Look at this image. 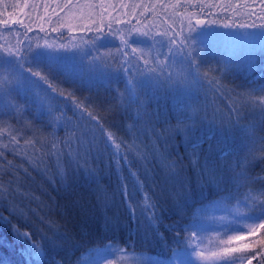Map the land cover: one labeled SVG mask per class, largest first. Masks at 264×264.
Segmentation results:
<instances>
[{"label":"snow or ice","instance_id":"1","mask_svg":"<svg viewBox=\"0 0 264 264\" xmlns=\"http://www.w3.org/2000/svg\"><path fill=\"white\" fill-rule=\"evenodd\" d=\"M53 2L56 6L49 12V5ZM41 3L44 15L39 17L40 32L45 31V18L51 22L59 9L66 15L57 16V26L51 27V32L55 33L59 28L72 31L74 25L71 21L80 20L87 23L77 26L76 31L99 35L73 45H52L47 40L43 44L20 40L15 44H0V122L7 125L9 133H15L6 142L0 137V147L23 161L16 165L7 160L2 167L13 173L16 181L21 178V169L30 176L31 167L54 186L58 178L59 184L66 190L70 189L78 174L83 173L88 179L97 181V200L107 207L113 198L107 196L104 186L98 183L100 164L104 163L105 170L114 166L120 180L119 191L132 223L141 227L146 223L145 233L150 231L158 242L166 246L167 237L160 231V224L164 219L161 210L168 205L176 219L166 226L167 231L173 234V242L194 258L190 264L196 261L253 264L257 257L260 258L259 264H264V202L255 206L254 210L258 212L255 217L249 212L241 213L239 208L226 210V216L235 214L237 219H258L259 223H251L247 232L236 231L228 235L215 251L198 250L194 246L195 239L202 223L223 221L225 216H209L201 206L199 214H193L188 219L192 208L190 201L202 196L207 184L224 192L230 187L236 190L250 187L256 179L247 173L249 163L255 159L251 148L243 157L225 167L208 153H203L202 158L200 144L193 139L192 132L204 122L218 127L222 134L225 130L231 132L242 125L246 115L257 112L264 120V85L252 83L242 87L225 84L224 80L235 68V63L228 59L215 64L207 63L203 56L205 42L210 35L235 34L247 39L256 32L264 34V0H151V6L145 0L134 4L128 0H119V3L113 0H63V4L60 0H32L31 3L29 0H15L11 5L14 11L8 13V19H0V25L10 30L9 20L17 14V10L23 13L24 8H39ZM157 7L165 14L170 10L171 22L164 21L167 28L153 36V16L144 13H155ZM119 8H131L132 17L139 15L143 19L136 20L135 24L132 17L122 21L121 16L128 17V12H120ZM137 9L143 11L138 13ZM2 15L3 12H0ZM27 15L31 18V11ZM122 23L131 25L127 32L130 39L120 36L122 46L114 52L100 51L97 41L117 37L121 29L114 25ZM12 24H23V20H12ZM24 26L27 28L24 35L27 36L32 28ZM60 38L63 39V35ZM83 44H89L90 50L85 51ZM145 44L148 45V52L141 50ZM129 48L132 55L127 50ZM73 49L76 51L73 52ZM138 50L140 54L136 56ZM255 54L256 51L247 50L246 60L250 65ZM84 59L87 63L79 73L62 74L58 71L68 60L82 62ZM85 75L90 87L97 79L110 84L123 75L124 87L121 89L113 85L115 94L111 99H96L91 95L81 97L77 95L80 91L77 84L84 83ZM66 83L72 86L65 87ZM208 90L229 95L232 103L227 111L217 109L211 116L208 115L207 106L199 102L200 95ZM162 92L175 100L176 110L174 123L164 118L161 130L155 127L160 117L150 109V103ZM21 93L30 96L31 102L20 103L17 98ZM178 96L183 97L182 102ZM33 105L34 115L43 114L42 119L46 121L44 127L49 131L25 118V112ZM117 117H122V121L118 122ZM13 119L16 124L8 122ZM58 128L63 130V136L55 131ZM244 134L254 143L253 125L244 126ZM180 137L187 148L186 157L176 154L172 147ZM260 139L264 140V137ZM4 157L5 152L0 151V158ZM136 164H139L138 168H134ZM124 167H127L133 181L131 191L127 177L123 175ZM156 169H159L158 176L153 174ZM191 171L196 174L195 187L191 186ZM8 183L9 187L0 193L4 199L19 192L18 187H13V176L9 177ZM146 183L151 184V191L145 188ZM137 192L142 194L139 200L134 199ZM238 203L252 211L255 201L248 193ZM49 207L51 212L57 211L54 204ZM60 212L63 216V209ZM0 222H6V218L0 217ZM49 227L53 229L52 234L44 236L49 250L62 249L65 244L71 250L73 245L89 239L84 234L87 230L82 231L80 240H75L66 225L50 221ZM61 227L65 229L63 232ZM104 227L112 231L119 224L105 216ZM12 230L17 239L29 242V231H20L15 225ZM234 242L238 243L234 245ZM103 247L110 254L125 252L113 241ZM26 251L30 257L38 258L44 248L32 241ZM56 264L62 262L57 261ZM106 264L113 262L108 260ZM135 264L149 262L136 258Z\"/></svg>","mask_w":264,"mask_h":264},{"label":"trees","instance_id":"2","mask_svg":"<svg viewBox=\"0 0 264 264\" xmlns=\"http://www.w3.org/2000/svg\"><path fill=\"white\" fill-rule=\"evenodd\" d=\"M15 0H0V12L3 15L0 19H8L4 17L8 12H13L11 5ZM63 0H60L62 3ZM5 4L7 9L5 10ZM38 8H26V12L31 11V18L23 24H13L15 26L13 32L15 37L12 41L6 37L8 34L5 26L0 25V44L7 45L9 43L15 44L17 40L30 42L32 44L41 43L45 39H53L54 42L59 44L67 43L69 45L82 44L83 41L90 40L93 36L99 35V33H80L79 31H57L55 33L50 31V26L46 23L45 27L48 30L44 32L39 31V25L41 21L40 16L44 15L43 11L38 13ZM18 12V11H17ZM21 16V15H20ZM20 16H13L9 20H20ZM3 17V18H2ZM17 17V18H16ZM24 25H28L32 28L31 32L27 33V28ZM4 28V29H3ZM104 31H107L105 26ZM19 33V35H18ZM63 35V39H61ZM120 36L102 38L97 41L100 46V51H115L118 46H122ZM124 39H128L123 36ZM72 38V40H71ZM238 36L235 41L230 38L227 42H218L216 44H205L203 56L207 63L215 64L217 61H223L225 59L231 60L235 63V68L224 80L225 84L239 85L242 87L250 86L252 83L256 85H264V41L260 42V38H252L250 40H241ZM238 40V41H237ZM84 50L89 51L90 45L83 44ZM256 51L253 63L250 65L246 60L247 50ZM129 54L132 55L131 49H127ZM73 52L76 50L73 49ZM140 53H136L138 56ZM71 55V53H70ZM87 60L82 62H76L73 60L66 61L58 71L60 73H79L82 71L84 64ZM60 78H63L62 76ZM88 76L85 75L84 83L77 84L80 91L77 95L84 97L91 95L96 99H111L115 94L114 87H124V77L120 76L119 79L112 81L110 84H106L103 80L97 79L93 82L91 87L87 83ZM65 87H71L70 84H65ZM20 103L31 102V97L21 93L18 96ZM178 99L183 100L182 96H178ZM199 102L207 106L208 115L219 109L221 111H227L229 105L232 103L227 93H215L211 90L206 91L200 95ZM150 109L153 110L157 116L160 117L156 121L155 127L161 128L165 122L164 118L174 123L175 115V100L171 98L168 93L162 92L158 94L155 100L150 103ZM35 106L29 108L25 112V118L31 120L35 125L42 127L44 131L50 129L45 128L46 121L42 119V113L34 115ZM7 120L8 118H4ZM118 122L122 121V117H117ZM9 123L16 124V121L9 120ZM253 125L254 143L244 134V126ZM19 127L20 125H16ZM0 129L3 130L0 133L3 141H7L11 134L8 132L7 125L0 122ZM57 134L63 136L62 129L55 130ZM28 135L24 136V139L28 138ZM193 139L198 141L202 153H208L213 155L217 161L227 167L234 160H237L245 155L252 149L255 159L251 160L247 167V173L250 177H256L255 181L247 188H241L236 190L234 187L226 188V191L220 192L214 188L211 184H207L202 196H196L192 203V208L189 210L188 219L193 214H199V209L203 206L206 214L209 216L228 217L229 221L237 219L235 214L231 217L226 216V210H232L239 208L241 213L249 212L251 216H257L258 212L255 211V206L264 202V140L260 137H264V120H262L260 114L254 113L246 115L243 118L242 125L233 129L231 132L225 130L223 134L218 127L213 126L207 122L202 123L199 127L193 129ZM177 143L173 144L175 153L186 157L187 148L183 141V138H178ZM23 145V140H21ZM0 151L5 152V157L0 158V193L9 187V177L13 176V187H18L19 192L9 199H4L0 196V217L6 218V222H0V264H56L57 261H61L62 264H88L93 249H99L107 244L109 241H113L114 245L124 248L126 254H147L156 257L158 260L165 261L166 263L171 260V256L174 253H182L190 256L181 247L173 242V234L167 231L166 226L173 223L176 217L169 211L168 205H165L161 210L163 216V223L160 224V231L167 237V245L164 246L157 241L155 236L149 231L145 233L147 224L143 227L139 224L134 225L130 219L128 209L124 206V198L119 191L120 180L117 175L116 169L112 166L110 169L105 170L103 162L100 164L101 172L98 179V183L106 189V195L112 197V202L107 206H103V202L97 200V181L88 179L83 173H79L77 179L72 182L70 189H65L59 184L58 178L55 186L43 175L35 169L29 167V176L20 170V180L16 181L13 173L2 167L7 160H12L14 164L18 165L23 163L19 156L14 155L7 149L0 147ZM185 163L188 164L187 158ZM25 167H28L25 164ZM139 164L134 165V168H138ZM188 168L191 169V165L188 164ZM154 176L159 175V169L154 171ZM123 175L127 177V184L129 191L132 189L133 181L128 173L127 167L123 168ZM191 186L195 187L196 174L191 171ZM143 173L141 172V179H143ZM207 180V177H204ZM145 188L149 191L152 190L151 184L146 183ZM250 193L254 199L252 211L244 204L238 203V201L244 200L246 194ZM53 198H55L53 200ZM142 198L140 192L136 193L134 199L139 200ZM55 205L57 211L55 213L50 211V205ZM63 209L64 215H61L60 210ZM23 211V214L21 212ZM107 216L110 220H113L119 224V227L112 231L107 230L104 227V217ZM43 218V219H42ZM55 221L57 224L66 225L67 230L70 233L71 238L75 240L81 239V233L83 230H87L84 234L89 237L86 241H81L79 245H73L69 250V245L65 244L62 249L49 250L47 242L44 240L45 234L51 235L53 229L49 227V222ZM220 223L221 221H206L201 225V231L205 226V223ZM16 226L20 231H29L31 233L30 240L26 243L23 238L17 239L12 230L13 226ZM222 229V228H221ZM65 229L61 227L60 231ZM35 241L40 243L44 248V252L40 257H30L27 253L29 243ZM99 246V247H98ZM121 253V252H120ZM116 255L118 252L115 253ZM260 258L257 257L253 260V264H259Z\"/></svg>","mask_w":264,"mask_h":264},{"label":"rangeland","instance_id":"3","mask_svg":"<svg viewBox=\"0 0 264 264\" xmlns=\"http://www.w3.org/2000/svg\"><path fill=\"white\" fill-rule=\"evenodd\" d=\"M29 2L31 3L32 0H29ZM114 3H119V0H113ZM129 3H139L140 0H128ZM145 2L149 3V5L151 6V0H145ZM233 2H235V0H233ZM63 4V2L61 3ZM21 6L23 7V5L21 4ZM55 2H53L52 4L49 5V12L51 10L52 7H55ZM18 11V10H17ZM38 13L40 11L44 12V6L43 3H41L40 7L38 8ZM87 11V10H85ZM109 11H111V9H109ZM118 11L120 12H128V17L125 16H121L122 21L123 20H127L129 17H132V9L131 8H119ZM143 9H137V12H142ZM11 12V11H10ZM8 12V13H10ZM8 13L4 16L8 18ZM21 15V16H20ZM66 13H61L59 11V9H57V15H53L51 22H49L47 20V18H45V20L43 21V25L45 30H48V28L45 27L46 23L51 27H55L57 26L56 21H57V16H65ZM113 15H115V13H113ZM144 15H152L153 16V20L151 21V23H153L155 26L152 29V35L155 36L157 33L163 31L164 29L167 28V24L164 23V21L168 20L169 23L171 22L169 20V16H170V10L168 14H165L163 11H161V9L159 7H157L156 12L155 13H150V12H146L144 13ZM15 16H20V20H23L24 23H26L30 18L27 15L26 12V8H24L23 13L17 12V14ZM3 18V17H2ZM17 18V17H16ZM212 18H216L215 16H213ZM143 17L136 15L135 17H132V23L135 24L136 20H142ZM16 20V19H15ZM68 22V21H65ZM71 23H73L74 27L73 30H75V28L77 26H83L84 23H87V21H80V20H75V21H71ZM11 26L9 27L10 30L6 29L8 34L6 35V37H8L12 43H13V37H15V33L13 32L15 25L12 24V22H10ZM107 25V20L105 21V26ZM138 27H143V25H137ZM114 27L121 29L120 33L127 37L128 39H130L127 35L128 29L131 27V25L122 23L121 25H114ZM4 29V28H3ZM59 31H69L67 28H59ZM219 31H224L223 29H219ZM135 35V34H134ZM238 37V35L235 34H224V33H217L215 35H210L205 44H216V43H222V42H227L228 39L230 38L232 41H235L236 38ZM242 38V37H240ZM239 38V39H240ZM252 38H260V42L264 41V34H261L259 32L253 33L249 38L245 39L242 38L241 40L247 41L250 40ZM0 39L3 38L0 37ZM146 39V38H145ZM47 40V42L49 44L52 45H57L59 44V42H54L52 41L53 39H45ZM44 40V41H45ZM72 40V38H71ZM44 41L42 42V44L44 43ZM238 41V40H237ZM135 46V45H134ZM141 50L143 52H148V45H142L141 46ZM138 53H140V50H138ZM163 59V57H161ZM255 217V216H253ZM229 221L228 217L225 218V220L221 221L220 223L216 224V223H205V226L203 227L202 231L199 232L197 238L195 239V245L198 250H204L206 252L208 251H215L217 250L219 247H221L222 245L220 244L221 240H226L228 235H233L235 234L236 231H244L247 232L248 231V226L255 222V223H259V220H242V219H235L232 220L228 223ZM223 225V226H221ZM222 228V229H221ZM238 243V242H234V245ZM92 258L91 257H87L89 259V263L88 264H106V262L108 260H111L113 262V264H135V259L139 258V259H143V260H147L149 262V264H190V260H193L194 258L192 256H187L185 255L184 252L182 253H174L171 256V260H169L168 263H166L165 261H161L158 260L156 257L152 256V255H147V254H135V255H128L126 253H120L118 252V254H110V252L108 251V249H105L104 247H101L99 249H93L92 253H91ZM195 264H208V262L205 261H196ZM215 264H221V262H215ZM237 264H239V261H237Z\"/></svg>","mask_w":264,"mask_h":264}]
</instances>
